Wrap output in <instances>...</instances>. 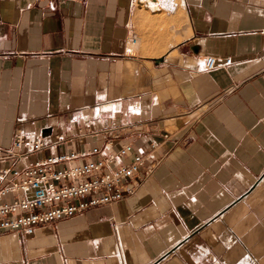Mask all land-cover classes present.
Returning <instances> with one entry per match:
<instances>
[{"label": "crops", "instance_id": "1", "mask_svg": "<svg viewBox=\"0 0 264 264\" xmlns=\"http://www.w3.org/2000/svg\"><path fill=\"white\" fill-rule=\"evenodd\" d=\"M142 8L175 45L131 51ZM19 125L46 143L21 165L160 144L124 200L0 234V264H264V0H0V167Z\"/></svg>", "mask_w": 264, "mask_h": 264}, {"label": "built area", "instance_id": "2", "mask_svg": "<svg viewBox=\"0 0 264 264\" xmlns=\"http://www.w3.org/2000/svg\"><path fill=\"white\" fill-rule=\"evenodd\" d=\"M231 62L230 57L220 60L210 54L204 66L210 71ZM57 136L62 138V134ZM12 144L7 153L14 160L0 167V234L30 235L40 225L54 224L133 194L137 189L133 179L160 143L153 141L147 151L135 153L133 158L124 161L132 144L125 143L120 149L111 150L113 140L110 139L104 147L52 153L23 165L19 161L25 154L46 146L44 138L28 133L19 125ZM153 170V166L146 168L145 175L152 174Z\"/></svg>", "mask_w": 264, "mask_h": 264}, {"label": "rangeland", "instance_id": "3", "mask_svg": "<svg viewBox=\"0 0 264 264\" xmlns=\"http://www.w3.org/2000/svg\"><path fill=\"white\" fill-rule=\"evenodd\" d=\"M141 14V25L142 28L146 29L147 35H149L150 39L153 41L148 43V40L143 37V35L138 34L136 43L131 40L130 41V49L132 52H139L142 50V53L145 54H159L175 45L178 42V36L182 35V19H178L174 21L172 16L169 17L167 12L163 11L161 19H157L158 16H154L151 11H146L142 8ZM147 25V26H146ZM167 32L169 42L163 45L162 50H156V48L162 47L160 44L161 34ZM149 49V50H148ZM264 184V183H263Z\"/></svg>", "mask_w": 264, "mask_h": 264}, {"label": "water", "instance_id": "4", "mask_svg": "<svg viewBox=\"0 0 264 264\" xmlns=\"http://www.w3.org/2000/svg\"><path fill=\"white\" fill-rule=\"evenodd\" d=\"M164 59L163 58H155V61L156 62H161V61H163Z\"/></svg>", "mask_w": 264, "mask_h": 264}, {"label": "bare ground", "instance_id": "5", "mask_svg": "<svg viewBox=\"0 0 264 264\" xmlns=\"http://www.w3.org/2000/svg\"><path fill=\"white\" fill-rule=\"evenodd\" d=\"M183 13V12H182ZM183 18V17H182ZM187 26V25H186ZM188 27H189V25H188ZM185 29H187L188 30V28H185ZM135 43H136V41H134Z\"/></svg>", "mask_w": 264, "mask_h": 264}]
</instances>
